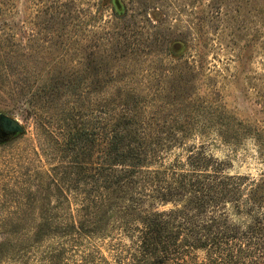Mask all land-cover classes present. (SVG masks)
<instances>
[{"label":"rangeland","instance_id":"374dc122","mask_svg":"<svg viewBox=\"0 0 264 264\" xmlns=\"http://www.w3.org/2000/svg\"><path fill=\"white\" fill-rule=\"evenodd\" d=\"M0 75V114L20 126L0 118V264H117V230L68 231L82 193L58 147L67 112L92 129L132 94L141 120L189 116L185 142L264 173V0H0ZM73 76L83 102L50 106L43 85Z\"/></svg>","mask_w":264,"mask_h":264},{"label":"trees","instance_id":"16d2710c","mask_svg":"<svg viewBox=\"0 0 264 264\" xmlns=\"http://www.w3.org/2000/svg\"><path fill=\"white\" fill-rule=\"evenodd\" d=\"M112 49L120 50L117 43ZM81 82L80 76L53 78L42 91L50 106L68 96L73 107L84 99L75 90ZM15 89L9 95L16 97ZM117 98L119 114L92 129L76 123L72 112L62 116L58 147L70 155L68 186L82 193L68 229L76 232L72 241L117 230V264H264V173H231L230 161L214 157L207 144L185 142L195 130L189 116L183 122L177 114L170 115L173 122L143 121L141 100Z\"/></svg>","mask_w":264,"mask_h":264},{"label":"water","instance_id":"95a60500","mask_svg":"<svg viewBox=\"0 0 264 264\" xmlns=\"http://www.w3.org/2000/svg\"><path fill=\"white\" fill-rule=\"evenodd\" d=\"M0 118L8 121L10 128H12V129H20V126H19L18 121L16 119L11 118V117L6 116V115H3V114H0Z\"/></svg>","mask_w":264,"mask_h":264}]
</instances>
